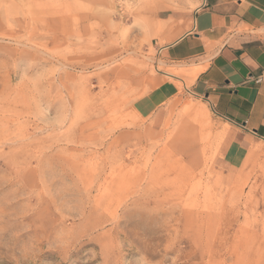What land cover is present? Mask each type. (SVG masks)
<instances>
[{
	"label": "rangeland",
	"instance_id": "rangeland-1",
	"mask_svg": "<svg viewBox=\"0 0 264 264\" xmlns=\"http://www.w3.org/2000/svg\"><path fill=\"white\" fill-rule=\"evenodd\" d=\"M165 1L0 0V264H264V144L165 75Z\"/></svg>",
	"mask_w": 264,
	"mask_h": 264
},
{
	"label": "crops",
	"instance_id": "crops-1",
	"mask_svg": "<svg viewBox=\"0 0 264 264\" xmlns=\"http://www.w3.org/2000/svg\"><path fill=\"white\" fill-rule=\"evenodd\" d=\"M153 35L162 59L183 72L167 77L202 99L240 140L264 144V0L165 1ZM175 91L164 81L137 107L149 115Z\"/></svg>",
	"mask_w": 264,
	"mask_h": 264
},
{
	"label": "bare ground",
	"instance_id": "bare-ground-1",
	"mask_svg": "<svg viewBox=\"0 0 264 264\" xmlns=\"http://www.w3.org/2000/svg\"><path fill=\"white\" fill-rule=\"evenodd\" d=\"M166 75H167V74H166ZM168 75H169V74H168ZM183 83L185 84L184 87H186L187 84L189 83V81H184ZM182 86H183V85H182ZM197 111H198V110H196V113H197ZM198 113H199V112H198Z\"/></svg>",
	"mask_w": 264,
	"mask_h": 264
}]
</instances>
